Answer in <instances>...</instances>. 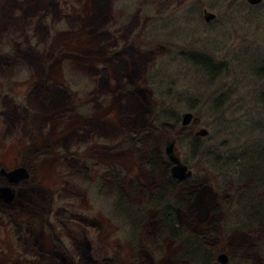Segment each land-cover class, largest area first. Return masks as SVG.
Listing matches in <instances>:
<instances>
[{
	"label": "rangeland",
	"instance_id": "rangeland-1",
	"mask_svg": "<svg viewBox=\"0 0 264 264\" xmlns=\"http://www.w3.org/2000/svg\"><path fill=\"white\" fill-rule=\"evenodd\" d=\"M0 62V264H264V0H0Z\"/></svg>",
	"mask_w": 264,
	"mask_h": 264
},
{
	"label": "water",
	"instance_id": "water-1",
	"mask_svg": "<svg viewBox=\"0 0 264 264\" xmlns=\"http://www.w3.org/2000/svg\"><path fill=\"white\" fill-rule=\"evenodd\" d=\"M251 5H258L262 0H245ZM203 17L206 22H211L215 20L217 15L205 9L203 11ZM181 125L183 128L188 127L194 120V113L185 112L181 116ZM209 134V131L206 128H201L196 131L195 135L199 137H205ZM165 154L167 159L172 164L171 167V177L175 180L186 181L193 176L192 170L187 164H185L180 156V153L177 148V139L170 138L165 142ZM1 174L5 176L7 180L6 186H0V199L4 200L5 203H12L15 199V191L13 189L14 185L19 184L20 182L27 180L29 178V172L26 168H16L11 171L3 169ZM227 256L221 254L219 256V261L222 264L227 263ZM217 264V263H216Z\"/></svg>",
	"mask_w": 264,
	"mask_h": 264
},
{
	"label": "trees",
	"instance_id": "trees-1",
	"mask_svg": "<svg viewBox=\"0 0 264 264\" xmlns=\"http://www.w3.org/2000/svg\"><path fill=\"white\" fill-rule=\"evenodd\" d=\"M2 62V60H1ZM0 62V63H1ZM188 63H191L195 66H201L203 68L204 71H207L209 76L212 74V72L215 70V67L212 65V61L210 59H206V58H198L197 56L191 60H188ZM216 74V73H215ZM213 75V78H217L218 75ZM177 125L179 123V121L176 122ZM186 129L179 128V131H185ZM198 150V149H197ZM200 150V148H199ZM160 159L159 157L156 155H152L150 157V159L146 162V167H147V172L148 173H153L159 162ZM247 164H249V168L247 173H249V178L248 180H253L254 182L258 183L261 182L260 177L264 176V146H262V148H257V150H253V154L251 156H249ZM244 177V176H243ZM262 182H264V179L262 180ZM257 185V184H256ZM264 185V184H263ZM250 198V196H248ZM121 199V198H120ZM264 200V199H263ZM259 202V207L261 208V211H256L255 213H261L262 216V220L264 219V201ZM262 206V207H261ZM252 213H250L249 216H251ZM258 216H260V214H257ZM168 213L166 214V220L168 222V224L172 227H177L178 230L180 228V224L178 221V218L176 219L173 214H170V216L168 217Z\"/></svg>",
	"mask_w": 264,
	"mask_h": 264
},
{
	"label": "flooded vegetation",
	"instance_id": "flooded-vegetation-1",
	"mask_svg": "<svg viewBox=\"0 0 264 264\" xmlns=\"http://www.w3.org/2000/svg\"><path fill=\"white\" fill-rule=\"evenodd\" d=\"M3 169H1L0 170V179L2 180V183H0V186H6L7 185V180H6V178H5V176L4 175H2L1 174V171H2ZM6 170V169H5ZM177 182H182V181H179V180H176ZM21 183V182H20ZM20 183L19 184H17V185H14L13 186V189H14V191H15V188L18 186V185H20ZM17 201V194H16V192H15V199H14V201L12 202V203H5L4 202V200H1L0 199V202H2L4 205H6V206H11V205H13V204H15V202Z\"/></svg>",
	"mask_w": 264,
	"mask_h": 264
}]
</instances>
